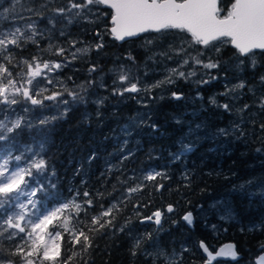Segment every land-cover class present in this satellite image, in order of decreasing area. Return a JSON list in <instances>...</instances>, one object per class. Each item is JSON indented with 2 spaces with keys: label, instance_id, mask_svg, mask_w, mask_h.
Segmentation results:
<instances>
[{
  "label": "trees",
  "instance_id": "16d2710c",
  "mask_svg": "<svg viewBox=\"0 0 264 264\" xmlns=\"http://www.w3.org/2000/svg\"><path fill=\"white\" fill-rule=\"evenodd\" d=\"M68 2L69 0H0V9L9 3L14 5L15 14L20 17L16 23L21 27L35 21L38 30L44 31L46 36L50 35L51 42L55 45L69 49V41L76 40L77 48L91 46L92 49L84 56L78 53L76 60L56 73L59 84L71 91L76 90L79 93L81 83L87 89L86 92L82 91L85 97L82 102V121L78 118L77 110L71 111L67 119L57 124L61 126L60 129H52L51 122L46 126L39 125L37 113L34 111H19L18 115L24 117V123L31 122L33 127L23 131L18 137V142L13 144L16 147L14 151L24 152L25 147L35 149L43 144L42 155L50 171L54 172V175L49 176V180L55 184L53 192L62 198H68L77 191L82 194L86 190L93 198L94 212L98 210L97 201L108 207L113 201L119 202L125 189L141 182L139 178L146 173H161L155 181H142L145 185L143 190L133 193L131 199L120 204L122 211L118 214L114 210V226L101 230L102 234H97L93 247L86 254L81 253L76 257L73 264H84V260L87 264H148L150 257L145 256L139 249L137 255H132L136 240L144 238L146 233H151L152 241L169 253H175L177 258L182 255V264L202 263L203 256L198 246L200 241L210 250L225 241H232L240 255L238 262L255 264L254 258L261 251L264 252L261 248L264 244V128L261 127L264 124V109L260 107V98L264 96V83L261 82V77L264 76V56L257 55L253 66L251 58L240 57L230 44H222L218 53L210 49L204 50L205 56L201 58L211 57L213 61L218 60V68L209 70L196 66V76L176 78L172 84H162L158 89L152 88V97L146 96L144 101L147 104L140 106L135 101L138 100L137 97L127 93L123 96L113 94L112 84L117 81L114 79L115 72L129 71L130 81L135 78L139 80L138 86L145 85V82L153 78L155 71L173 63L175 57L180 59L174 53H169L172 56L169 59L164 53L177 40V35L183 34L173 31L148 44L146 37L160 34L144 33L137 38L118 43L108 33L111 11L104 8L74 19L71 24L65 17L55 16L56 27L49 33L48 29L52 26L47 24V20L54 16L51 9L67 7ZM224 3H230V0H224ZM29 8L41 13L43 19L33 15ZM71 15L67 13L68 17ZM0 24H6L2 17ZM61 30L66 33L65 36L59 35ZM96 32L103 37L104 43L99 51L95 50L94 44V41L100 40ZM48 42V39H41L40 49L46 48ZM40 49L28 44L13 63L21 58L30 60L33 55L42 57V60L63 59ZM65 56L72 60L70 52H66ZM241 59L244 60L243 64H239ZM92 65H96L97 70L89 74L88 70ZM182 70L186 74L191 71V62ZM16 71L24 72L26 69L21 64ZM100 74L102 78L99 80L97 77ZM212 76L216 78L210 79ZM202 77L209 78L210 82L196 83ZM89 80L94 83L89 85ZM97 82H101L102 88H99ZM232 82L245 84L244 89H239L241 93L237 99L240 104L238 111L250 115L246 129L251 135L248 133L245 148L240 145V134L232 136V130H229L224 135L219 131L236 128L235 131L238 132L240 128L227 125L229 116L220 107L223 102L230 100L225 94L230 93L229 86ZM60 91L63 92L64 89L61 88ZM96 93L101 100L94 103L89 96ZM173 93L182 94V98L174 99ZM211 95L216 104L211 102ZM258 95L260 97L257 99ZM256 100H260L258 107ZM78 103L76 101L75 108ZM245 104L248 109L241 111ZM16 107L19 109V106ZM108 109L116 114L113 128L111 125L106 127L103 122L98 123L97 116L103 115L104 118ZM210 109L214 116L211 120L206 113ZM194 114L195 117L200 116V123L194 125L195 129H186L185 122L179 119L186 115L183 117L184 121L191 123ZM94 117L96 120L93 121ZM127 125L131 128V133L126 137V142L123 135L118 138V147L115 137L111 136L113 132H123L122 127ZM191 133L197 134L193 142L195 147L187 154H177L183 150L184 144H192L185 139ZM127 146L131 151L123 155L120 149ZM115 147H118V158L113 163L102 161L114 152L112 149ZM53 150L55 155H52ZM56 151L62 153V156H68L67 159H59L60 154ZM89 152L93 160L87 161L86 155ZM133 176L138 179H128ZM158 184H162L163 188L157 190L155 185ZM98 192L104 196L97 197ZM78 199L88 198L81 196ZM213 202L218 204L210 208ZM137 204L140 207H136ZM166 205H172L174 211L166 212ZM219 209L226 211L227 218L216 217L214 213ZM156 210L162 212L159 226L144 219ZM200 210H205V214L198 218ZM188 211L194 217L192 228L180 220L182 214ZM122 226L124 231L119 230ZM152 241L142 243L141 247L145 251H152L149 247Z\"/></svg>",
  "mask_w": 264,
  "mask_h": 264
},
{
  "label": "snow or ice",
  "instance_id": "6c2138e0",
  "mask_svg": "<svg viewBox=\"0 0 264 264\" xmlns=\"http://www.w3.org/2000/svg\"><path fill=\"white\" fill-rule=\"evenodd\" d=\"M100 8L112 10L108 33L119 41L144 33L160 34L145 38L146 43L151 44L173 31L177 34L182 33L183 35H177V40L169 45L164 55L169 59H172L169 53L180 57L178 61L180 68L189 65L190 62L192 65V70L187 74L173 68L164 80L145 86H138V79L130 81L128 73L119 74L118 80L113 83L125 86L114 87V95L149 92L162 84L174 83L173 76L185 79L196 76V66L209 70L216 69L220 66L218 60L201 57L205 56L204 50L207 49L218 53L221 45L225 43L230 44L240 57L251 58L253 66L257 55L264 56V0H230L227 4L224 0H69L67 7L51 9L54 16L47 20V24L52 26L48 32L56 27L55 16L65 17L71 24L74 19L95 13ZM28 10L43 19L41 13L31 8ZM67 13H71V17H68ZM0 17L6 22L0 24V117H2L0 143L7 145L0 150V264H73L76 257L81 253L86 254L93 247L97 234H102L101 230L114 226L116 220L114 210L118 214L122 211L120 204L131 199L133 193L143 190L145 185L142 181H155L161 173L155 171L146 173L139 178L141 182L125 189L119 202L113 201L108 207L97 201L98 210L95 212L93 198L86 190L82 194L77 191L68 198H62L53 192L55 184L49 180V176L54 175V172L50 171L42 155L43 144L36 150L25 147L20 155H15L12 151L11 146L18 142L22 132L33 127L31 122L24 123V117L18 115V112L30 113L55 107L57 115L45 116L38 121L39 125L46 126L67 112L66 108L63 112L59 111L61 105L69 104L67 97H71L72 101L83 102L85 97L80 93L66 87L63 92L55 90L59 84L55 73L56 70L68 67L78 58V53L84 56L92 49L91 46L77 48L76 40L69 41V49L55 45L51 42L50 35L46 36L44 31L38 30L35 21L21 27L16 23L20 17L15 14L12 3L0 9ZM59 35L65 36L66 33L61 30ZM96 35L100 40L95 44V50L99 51L104 47L103 37L99 32H96ZM38 36L40 39H37ZM41 39L49 41L44 49H40ZM28 44L63 59L42 60V57L33 55L30 60L21 58L14 64L13 61L25 51ZM66 52H70L72 60H68ZM129 59L134 60L133 57ZM243 63V59L239 60V64ZM21 64L26 71H16ZM96 70L97 66L92 65L88 71L91 74ZM54 80L57 83H54ZM261 82L264 83V76L261 77ZM87 83L91 85L94 81L89 80ZM196 83L207 84L209 78L202 77ZM47 85H52L53 89H49ZM79 87L82 91H87L83 85ZM235 88L244 89V82L235 85ZM172 95L176 99L180 98L176 93ZM260 100V107L264 109V96ZM46 101L54 104H46ZM211 102L216 104L215 99ZM16 106H19V109ZM220 107L226 111L230 110L227 103ZM247 108L248 105L245 104L241 111ZM13 113H17L16 118L9 119V115ZM261 127L264 128V124ZM220 132L228 134L226 129H220ZM128 179L138 178L133 176ZM155 187L159 190L163 185L158 184ZM81 196L88 199H78ZM96 196L103 197L104 194L98 192ZM136 207L140 205L137 204ZM166 211L173 212V206L168 205ZM161 218L162 212L156 210L144 219L151 220L159 226ZM183 220L192 224V214L190 212L185 214ZM130 222L131 218L128 220V223ZM119 230L124 231V226ZM147 241H152L151 233H146L144 238L136 240L132 255H137L139 249L145 256L150 257L148 264H182V255L177 258L175 253H169L155 241L149 245L152 251H145L141 245ZM199 247L206 254L207 264H212L217 255L230 257L233 261L239 257L234 244L221 247L218 253L210 250L203 241L199 242ZM261 248L264 249V244ZM84 264H87L86 260ZM256 264H264V255L258 258Z\"/></svg>",
  "mask_w": 264,
  "mask_h": 264
},
{
  "label": "flooded vegetation",
  "instance_id": "af4514ba",
  "mask_svg": "<svg viewBox=\"0 0 264 264\" xmlns=\"http://www.w3.org/2000/svg\"><path fill=\"white\" fill-rule=\"evenodd\" d=\"M46 71V70H45ZM37 79H40V78H37ZM55 82H56V80H54ZM57 83V82H56ZM80 85H82V84H80ZM79 85V86H80ZM47 87L49 88V89H53V86L52 85H47ZM119 88V86H118V83H116V84H112V91H113V88ZM61 88H63V89H65V86H62L61 84H58V86H57V88L55 89V90H58V91H60V89ZM67 88V87H66ZM75 88V87H74ZM67 89H69V88H67ZM69 90H71V89H69ZM75 92H77L76 90H75ZM79 93L82 95V89L79 87ZM45 94H49V93H45ZM94 95V96H93ZM93 95H91L90 94V96H89V98L91 97V98H93V100L94 101H97V100H101L100 99V95H98L97 93L96 94H93ZM112 96V95H111ZM65 97H67V94L65 93ZM65 97H61V99L62 98H65ZM260 97V95H258V97H256L257 99ZM68 99H69V104H67V105H61L60 106V108H59V111L60 112H63V110L66 108L67 109V112L66 113H64L62 116H59V118H57V119H55V120H52L51 121V123L53 124V125H51L50 126V128H52V129H60L61 128V126H58L57 124L60 122V121H63V119H67V117H68V114L71 112V111H78V118L82 121V102H79L77 105H78V107L77 108H75V105H76V101H72V99H71V97H67ZM96 98V99H95ZM182 98V96L179 98V99H181ZM132 99H134L133 97H132ZM258 101V100H257ZM46 104H54V102H50V101H46L45 102ZM94 103H96V102H94ZM259 103H260V100L257 102V107H258V105H259ZM79 108V109H78ZM224 109V108H223ZM230 109V108H229ZM200 109H198V111H199ZM225 110V109H224ZM231 110V109H230ZM198 111H197V113H198ZM229 111V110H228ZM228 111H226L225 112V114L227 115V116H229V122H228V124L227 125H229V126H232L236 121H241V124L239 125V133L238 132H236L235 130H236V128H232V129H229L228 128V132H229V130H232V132H231V135L232 136H235V135H237V134H240V138H241V143H240V145H242V148H245V146H246V138H248V133L249 132H247V129H246V123H247V121H248V119L250 118V115H237L236 116V118H234V117H232L231 116V114L230 113H232L233 115H234V113H233V111L232 112H228ZM35 113H37V120L39 121L40 119H42L43 117H45V116H49V117H51V116H54V115H57V109L55 108V107H52V108H48V109H45L44 111H39V110H36V111H34ZM106 114H105V117L104 118H102V116L103 115H98L97 116V119H98V123H100V122H103V125L105 124L106 125V127H108V126H110L111 125V128H113V123L114 122H116V118H115V113H114V111L113 110H110V109H108V110H106V112H105ZM111 113V114H110ZM196 113V114H197ZM206 113L208 114V119H212L211 118V116H213V110L212 109H210V110H208V111H206ZM71 114V113H70ZM110 114V115H109ZM196 114H194V117H192V119H193V121L190 123L189 121H184V119L183 118H181V119H179L180 121H182V122H185L184 123V127L186 128V129H188V128H192L194 125H196L197 123H200V116L199 117H195L196 116ZM235 114H236V112H235ZM148 116V118L150 117L149 115H147ZM184 116H186V115H184ZM183 116V117H184ZM188 116H190V115H188ZM91 120H92V118H90ZM94 120H96V117H94L93 118V121ZM86 121H88V120H86ZM191 121V120H190ZM191 124V125H190ZM86 125H88L87 123H86ZM63 129H65V128H63ZM234 131V132H233ZM191 132H192V130H191ZM58 133V131L57 132H54L53 134H52V137L53 136H55L56 134ZM115 132H113V135L111 136V138H113V137H115V140H116V145H118V147H119V141H118V138H119V136H120V133H119V131H117L115 134H114ZM185 133H187L186 131H185ZM256 133H257V131H256ZM258 133H259V131H258ZM193 133H191V135H189L188 137L186 136V138L185 139H187L189 142H191L192 144L189 146V148H187V149H185V150H180L179 151V153H177V154H187V153H189L194 147H195V144L193 143V142H195V140H196V138H197V134L195 135V133L192 135ZM220 134V133H219ZM250 135H251V133H249ZM124 137V136H123ZM190 137H192V139H191V141L189 140V138ZM210 136L208 135L207 136V138H209ZM225 137V136H224ZM256 144H259V143H257L256 142ZM184 145H186V144H184ZM183 145V146H184ZM1 146H3V144H0V147ZM182 146V147H183ZM4 147H5V144H4ZM118 147H117V149H116V147L114 148V149H112V150H114V152H112V153H110V155H108L104 160H102V161H106L107 163H113L118 157H117V153L116 152H118ZM181 147V148H182ZM180 148V149H181ZM37 148H35V149H33V150H36ZM54 149H57L56 147H54ZM129 151H131V149L129 148V146H127V147H123L122 149H120V152L123 154V155H125L127 152L129 153ZM57 152V151H56ZM14 153H18V152H15L14 151ZM57 153H59L60 155H59V159H67V157L68 156H62L61 154L62 153H60V152H57ZM127 153V154H128ZM87 154V153H86ZM121 154V155H122ZM52 155H55V150H53L52 151ZM63 157V158H62ZM86 157L89 159V160H93L91 157H90V152L86 155ZM178 157H179V155H178ZM45 158V157H44ZM262 252V251H261ZM220 261H217V262H215L214 264H216V263H219ZM224 263H239L238 262V259L236 260V261H234V262H232V261H223Z\"/></svg>",
  "mask_w": 264,
  "mask_h": 264
},
{
  "label": "rangeland",
  "instance_id": "374dc122",
  "mask_svg": "<svg viewBox=\"0 0 264 264\" xmlns=\"http://www.w3.org/2000/svg\"><path fill=\"white\" fill-rule=\"evenodd\" d=\"M5 7H7V5L6 6H3L2 8H5ZM96 43H97V41H94V44H96ZM176 61H179V60L175 57V59L172 60L173 63H169L170 65L169 64H166L165 67L160 68L159 71H155L154 72V75H153V78L151 77V79H149L144 84L145 85H152V84L156 83L157 81L164 80L167 76H169L170 70L173 69V68H178L179 70L183 71L182 68L179 67V62L175 63ZM128 72L129 71L124 70V72H122V73H128ZM56 73H57V70H56ZM56 73H55V75H57ZM122 73H119L118 70H117L115 72L114 79L118 80V75L119 74H122ZM97 78H99V80H100V78H102V74H100ZM176 78H178V77L177 76H173L172 77V79L174 81L176 80ZM54 83H56V82L54 81ZM100 83L101 82H97L99 88H102L101 85H100ZM166 84H164V85H166ZM231 84L232 85L229 86V89H233V91H230V93L225 94V97L230 98V100L223 102L222 105L227 103L229 105V108L231 109L228 112H232L233 111L234 115L232 113H230V114H231L232 117L236 118L237 115H244V114H242V112L238 111L240 104L238 103L237 99H238L239 94L241 93V91L239 89H236L235 88V85L238 84L237 82L236 83L235 82H232ZM145 85H143V86H145ZM62 86H64V85L62 84ZM118 86H121L123 88L125 85L120 84ZM156 88L158 89V87H156ZM227 89H228V87H227ZM160 91H162V90H160ZM127 94H130V95L134 96L135 98L137 97L136 99H138V100H135L136 103L139 104L140 106H145L147 103H146V101H144V99H146V96H150L151 95V97H152V94L153 93L150 90L149 92L141 91V92H138V93H127ZM207 100H209V98ZM210 100H213V96L212 95L210 96ZM198 101H200V100H198ZM95 102H99V100H97ZM200 107H202V106L200 105ZM235 112H236V114H235ZM16 116L17 115H15V113L10 114L9 115V119H15ZM0 118H2V117H0ZM211 118L214 119V116H211ZM186 121H188V120H186ZM129 124L131 125V123H129ZM240 124H241V121H236L233 125L234 126H239ZM192 128L195 129L196 127L194 126ZM122 129H123V132L122 131H119V133H120V136L119 137H121V135H123L124 136V141L126 142V139H127L126 137L131 133V128H129V126L127 125V127L126 126L125 127H122ZM188 136L189 135H187V137ZM191 139H192V137L189 138L190 141H191ZM0 144H2V143H0ZM189 146L190 145H184L183 150L189 148ZM5 147H7V146L5 145ZM5 147H4V144H3V146L0 147V150H2ZM11 147H12V151L14 153V150H15L16 147L13 146V145ZM18 149H20V147ZM22 152H23L22 150H19L18 153H14V154L15 155H20ZM87 161H90V160L88 159ZM262 184L264 186V183H262ZM217 204H218L217 202H213L209 207L210 208H214V206L217 205ZM205 210H207V209H205ZM205 210H200L198 212V214H197L198 215V218H201L202 216H204ZM215 215H216L217 218H220V219L227 218L226 211H223L222 212V211H220V209H219V211H216L215 212ZM216 264H243V263H241V262H239V263H224V262H219V263H216Z\"/></svg>",
  "mask_w": 264,
  "mask_h": 264
},
{
  "label": "water",
  "instance_id": "95a60500",
  "mask_svg": "<svg viewBox=\"0 0 264 264\" xmlns=\"http://www.w3.org/2000/svg\"><path fill=\"white\" fill-rule=\"evenodd\" d=\"M109 10H110V9H109ZM110 11H112V10H110ZM109 24H110V26H109L108 29H110V27H111L110 17H109ZM112 37H113V36H112ZM137 37H138V36H136V37H129V38H126L124 41L130 40V39H134V38H137ZM113 38H114V37H113ZM114 40H115L116 42H118V43L123 42V41H119V40H116V39H114ZM230 46H231V45H230ZM173 97H174V96H173ZM174 98H175V97H174ZM167 206H168V205L165 206V211H166V209H167ZM166 212H167V211H166ZM189 212H190V211L185 212L184 214H182V216L180 217V220H181V221H182L187 227L192 228L193 223H194V217H193V213H192V212H190V213L192 214V217H193L192 224H189L188 222H186V221L183 220V216H184L185 214L189 213ZM229 244H234V243H233L232 241H225V242L219 244V245L213 250V252H214V253H218V250H219L221 247H224V246L229 245ZM198 246H199V243H198ZM199 250H200L201 255L203 256V261H202L201 264H207V257H206V254L203 252V250H202L200 247H199ZM235 250H236V249H235ZM261 255H264V252L259 253V254L254 258V262H255V264H256L258 258H259ZM239 257H240V255H239ZM239 257H238V259H239ZM217 261H232V262H234L230 257H221V256H218V255H217V258H216L215 260L212 261V264H214V263L217 262ZM235 261H236V260H235Z\"/></svg>",
  "mask_w": 264,
  "mask_h": 264
},
{
  "label": "bare ground",
  "instance_id": "6f19581e",
  "mask_svg": "<svg viewBox=\"0 0 264 264\" xmlns=\"http://www.w3.org/2000/svg\"><path fill=\"white\" fill-rule=\"evenodd\" d=\"M245 71V70H244ZM210 82V81H209ZM223 83V82H222ZM225 83V82H224ZM82 84V83H81ZM96 92V91H95ZM251 94V93H250ZM93 95V94H92ZM182 94H180L179 96L181 97ZM94 96V95H93ZM250 97V96H249ZM91 98V97H90ZM253 98V97H252ZM96 99V98H95ZM176 99V98H174ZM146 100V99H145ZM253 101V100H252ZM257 101V100H256ZM126 102V101H125ZM218 102V101H217ZM258 102V101H257ZM196 104V103H195ZM251 104V103H250ZM252 105V104H251ZM250 105V106H251ZM196 106V105H195ZM242 107V106H241ZM248 109V108H247ZM262 110V109H261ZM183 118V117H182ZM25 122V121H24ZM214 141V140H213ZM211 142V141H210ZM215 142V141H214ZM7 146V145H6ZM215 214V213H214ZM220 216V215H219ZM213 251V250H212Z\"/></svg>",
  "mask_w": 264,
  "mask_h": 264
}]
</instances>
